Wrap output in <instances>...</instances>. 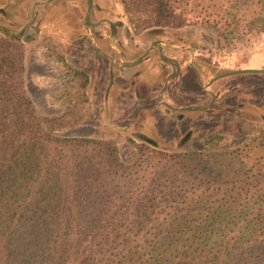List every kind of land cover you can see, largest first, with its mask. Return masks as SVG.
I'll return each instance as SVG.
<instances>
[{"label":"trees","instance_id":"16d2710c","mask_svg":"<svg viewBox=\"0 0 264 264\" xmlns=\"http://www.w3.org/2000/svg\"><path fill=\"white\" fill-rule=\"evenodd\" d=\"M174 3L194 12L218 46L264 34V0H120L135 32L157 28ZM20 42L0 33V264H264V208L242 207L263 171L241 160L245 149L264 147V132L230 151L216 150V136L203 152L140 144L125 164L114 142L55 135L61 124L36 114L20 83ZM69 77L84 103L87 74L69 69ZM182 170L180 194L216 191L211 224L187 227L182 216L166 225L168 213L160 225L149 227V215L143 224L139 206H158L154 188L176 185L165 175Z\"/></svg>","mask_w":264,"mask_h":264},{"label":"rangeland","instance_id":"374dc122","mask_svg":"<svg viewBox=\"0 0 264 264\" xmlns=\"http://www.w3.org/2000/svg\"><path fill=\"white\" fill-rule=\"evenodd\" d=\"M36 1L42 0H15L16 11L21 14L15 29H8L10 32H16L22 25L19 19ZM4 5L0 0V7ZM86 9V0H54L42 15L37 36L20 42L23 53L21 87L39 117L54 118L61 124L53 132L55 135L114 142L120 161L131 164L137 157L136 145L140 144L167 154L203 152L208 148L205 145L208 137L216 136V150L230 151L242 147L257 132H264L263 74L227 76L208 85L207 91L202 90L213 77L223 73L241 69L264 70V34L257 33L250 40L234 46H218L214 41L216 35L198 26L196 14L178 3L173 4L172 12L157 28L135 32L123 17L120 0H92L90 21L120 20L125 26V39L120 34V42L117 39L116 42L123 45L127 62L136 60L152 44L156 39L155 33H163L171 44L185 49L182 56L175 51L169 53L183 67L173 81L170 75L163 97L169 107L175 108L174 111L193 107L197 100L200 103L198 108L206 106L208 93L220 92V98L210 108L177 114L165 111L157 103L170 69L156 57L126 72L128 79H122L121 72L113 71L114 85L108 101L105 100L108 66L101 57L97 59L95 56L94 41L84 26ZM0 27H5V21L1 18ZM103 30L107 28L99 29L101 32ZM168 40L164 39L163 42ZM102 49L109 52L104 46ZM69 69L81 70L88 76L84 103L72 88ZM136 71H141L142 75L133 78L131 73ZM178 115H182V119L179 120ZM187 132L191 135L184 142ZM138 136L148 139L150 143ZM241 160L263 171V181L261 184H251L248 196L242 203L244 209L257 213L264 208V147L245 149ZM179 168L176 166L173 169L178 171ZM168 173L165 177L178 183L167 188H154L156 191L150 198L156 196V199H160L159 204L155 206L154 202L153 208L149 209L147 199L143 201L138 208L142 223H146L149 215V227L160 225L163 216L168 213L166 225L170 222L174 225L176 218L185 216L187 227L209 226L211 220L206 215L216 214L220 208L216 204V191L185 188L180 194L179 186L185 181L181 177H186L185 172L179 175ZM158 174L162 176L161 172ZM159 183L156 182L154 186ZM163 185L165 187L167 184ZM171 193L178 197H171ZM157 212L160 215L149 214ZM154 216H161L160 220L156 222ZM203 220L205 222L202 224ZM231 223L226 222L229 228L237 227V221Z\"/></svg>","mask_w":264,"mask_h":264},{"label":"flooded vegetation","instance_id":"af4514ba","mask_svg":"<svg viewBox=\"0 0 264 264\" xmlns=\"http://www.w3.org/2000/svg\"><path fill=\"white\" fill-rule=\"evenodd\" d=\"M5 5L3 8L0 7V18L5 21V27H0V33L7 34L10 37L17 38L22 40H27L29 41L30 38L37 36L39 33V22L42 18L43 13L46 11L48 5L52 3L54 0H42V1H36L34 2L27 10H25V15H23V18L19 19V22H21V26L17 28L16 32H10L8 29H15V25L17 24V19L18 16L21 14V12L18 13L16 11V4L15 0H1ZM86 3L88 4L87 0ZM92 9V0H90V9L89 13ZM84 26L89 30L90 32V37L94 49L95 56L97 59L101 57L106 63H107V76H108V83L106 84V89L104 92V97L105 100L108 101L109 98V93L113 88V71L117 70L121 72V77L122 79L127 78L126 72L131 71L134 69L137 65L139 64H144L145 62L149 61L152 57H156L161 61L162 64L166 65L170 69L169 75L166 77L167 82L164 83V87L161 88L158 98H157V103L162 107L165 111L167 112H178L177 114L185 113V112H199L202 110H206L210 108L213 103L215 102L216 99L220 98V92L216 93H208V104L206 106H203L201 108H198V105L200 103L197 102L193 105V107H186V108H178L176 110L179 111H174L175 108L169 107L167 103L164 102L163 97L164 94L166 93V87L169 82V77L172 75L173 77L171 80L173 81L183 70V67L179 64V61L175 57H173L170 52H176L179 56H182L185 54V49H179L173 44H171V40H168L166 37H164L163 33H155L154 37L156 38L155 40L152 41V44L148 46L144 52L136 59L130 62H127L125 60L126 54L123 49V45L120 43L116 42V39L118 42H120L119 37L121 36L120 34H123L122 36L123 39H125V26L120 20H115V21H108L106 19H103L99 22H92L86 21L85 17V23ZM106 27L107 30H103V32L99 31V29ZM99 28V29H98ZM164 39L168 40L166 43L163 42ZM105 49H107L109 52H104L102 49L103 46ZM133 78L139 77L141 74V71L139 72H134L131 73ZM128 79V78H127ZM170 80V81H171ZM216 81V80H215ZM214 81V82H215ZM212 82V83H214ZM207 87H203V91H207ZM147 90L148 88H144ZM178 119H182V115H178ZM178 120V121H179ZM185 135L186 142L191 133L187 132ZM140 137L143 141L150 143V141L142 136Z\"/></svg>","mask_w":264,"mask_h":264},{"label":"water","instance_id":"95a60500","mask_svg":"<svg viewBox=\"0 0 264 264\" xmlns=\"http://www.w3.org/2000/svg\"><path fill=\"white\" fill-rule=\"evenodd\" d=\"M87 2H88V4H87V10H86V21L88 22L89 21L90 0H87ZM240 74H263L264 75V70H261V69H241V70H236V71H230V72H227V73H223L221 75H218L216 77H213L209 81L208 84H210V83H212L215 80L220 79V78H224V77H227V76H233V75H240Z\"/></svg>","mask_w":264,"mask_h":264},{"label":"crops","instance_id":"0c3cea01","mask_svg":"<svg viewBox=\"0 0 264 264\" xmlns=\"http://www.w3.org/2000/svg\"><path fill=\"white\" fill-rule=\"evenodd\" d=\"M87 10V9H86Z\"/></svg>","mask_w":264,"mask_h":264}]
</instances>
